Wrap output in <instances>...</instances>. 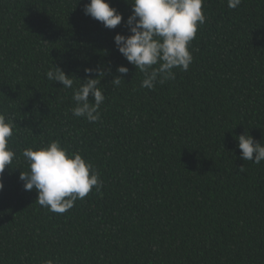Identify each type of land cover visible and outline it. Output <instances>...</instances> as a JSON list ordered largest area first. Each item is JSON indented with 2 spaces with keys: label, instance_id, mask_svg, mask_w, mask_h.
I'll use <instances>...</instances> for the list:
<instances>
[{
  "label": "trees",
  "instance_id": "1",
  "mask_svg": "<svg viewBox=\"0 0 264 264\" xmlns=\"http://www.w3.org/2000/svg\"><path fill=\"white\" fill-rule=\"evenodd\" d=\"M88 2L0 0V112L16 152L0 191V264H264V161L241 159L236 139L264 143V0H204L188 71L153 90L114 44L130 34L132 0H107L124 18L114 30L84 14ZM52 65L72 89L46 78ZM118 66L129 72L113 86ZM97 67L111 73L89 123L72 96ZM56 140L103 182L63 214L19 179L23 150Z\"/></svg>",
  "mask_w": 264,
  "mask_h": 264
},
{
  "label": "clouds",
  "instance_id": "2",
  "mask_svg": "<svg viewBox=\"0 0 264 264\" xmlns=\"http://www.w3.org/2000/svg\"><path fill=\"white\" fill-rule=\"evenodd\" d=\"M81 2V0H79ZM242 0H227L228 7L237 8ZM131 15L125 21L129 35L117 34L114 44L118 52L143 74L141 87L153 90L156 84H164L175 79L174 69L188 71L193 62L189 50L198 27L205 23L202 11L204 0H132ZM86 16L100 22L106 29L114 30L124 20L123 15L107 0H89L83 8ZM111 68H85V79L73 89L72 99L75 107L71 109L75 117L85 118L89 123L100 119V106L105 101L101 80ZM119 74L111 81L119 86L129 69L118 66ZM96 76L97 78H91ZM46 78L73 88V76L66 75L58 67L47 71ZM91 96L94 102L89 101ZM14 123L0 112V191L4 188L3 174L16 158L10 146ZM240 158L260 164L264 161V143L257 142L245 131L236 138ZM22 155L29 171L20 173L26 191L35 189L38 194L36 203L53 213L63 214L74 207L75 202L84 199L93 188L101 193L103 182L93 163L79 152H69L56 140L37 149L26 148ZM244 173L245 168H239ZM46 264H52L47 261Z\"/></svg>",
  "mask_w": 264,
  "mask_h": 264
}]
</instances>
